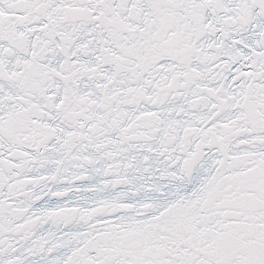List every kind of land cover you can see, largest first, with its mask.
Returning a JSON list of instances; mask_svg holds the SVG:
<instances>
[{"label":"snow or ice","instance_id":"1","mask_svg":"<svg viewBox=\"0 0 264 264\" xmlns=\"http://www.w3.org/2000/svg\"><path fill=\"white\" fill-rule=\"evenodd\" d=\"M0 264H264V0H0Z\"/></svg>","mask_w":264,"mask_h":264}]
</instances>
